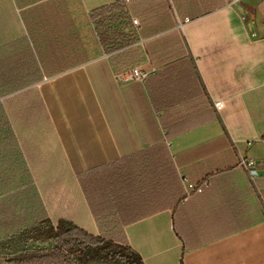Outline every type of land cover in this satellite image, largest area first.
Here are the masks:
<instances>
[{
    "label": "crops",
    "instance_id": "obj_1",
    "mask_svg": "<svg viewBox=\"0 0 264 264\" xmlns=\"http://www.w3.org/2000/svg\"><path fill=\"white\" fill-rule=\"evenodd\" d=\"M117 5L129 48L93 15ZM132 67L155 72L122 85ZM143 153L158 201L124 232L144 264H264V166L238 167L264 164V0H0L1 200L99 234L89 184Z\"/></svg>",
    "mask_w": 264,
    "mask_h": 264
},
{
    "label": "trees",
    "instance_id": "obj_2",
    "mask_svg": "<svg viewBox=\"0 0 264 264\" xmlns=\"http://www.w3.org/2000/svg\"><path fill=\"white\" fill-rule=\"evenodd\" d=\"M116 13L120 14L119 18ZM93 15L103 23V33L118 49L129 48L135 43L132 34H125L121 29L113 32L108 29L113 21L128 27V17L120 5L101 8ZM140 157L139 168L129 172L127 161H123L112 173L89 184L87 193L94 217L101 226L99 234L65 219L53 224L39 198L38 212L35 209L31 211L30 191L14 192L3 200L0 198V243L34 227L39 238L54 244L51 248L7 264H119L120 261L144 264L142 257L130 247L124 227L148 216L139 213V210L144 204L153 207L157 203L154 193L159 187L160 175L150 164L153 159L150 154L143 153Z\"/></svg>",
    "mask_w": 264,
    "mask_h": 264
},
{
    "label": "built area",
    "instance_id": "obj_3",
    "mask_svg": "<svg viewBox=\"0 0 264 264\" xmlns=\"http://www.w3.org/2000/svg\"><path fill=\"white\" fill-rule=\"evenodd\" d=\"M127 3V1H126ZM131 28H127L126 32L137 37L140 32V23L137 19H131ZM143 44L142 41H139L136 45ZM155 72L154 69L146 70L143 67H135L130 70L125 71L123 74L118 76V80L122 85H127L131 83L145 84L148 77ZM264 164L257 162L252 159L240 158L238 167L249 174L252 178H258L261 175ZM183 185L185 188L186 196L189 198L194 193H202L203 186L195 185L191 183L188 179L183 178Z\"/></svg>",
    "mask_w": 264,
    "mask_h": 264
},
{
    "label": "rangeland",
    "instance_id": "obj_4",
    "mask_svg": "<svg viewBox=\"0 0 264 264\" xmlns=\"http://www.w3.org/2000/svg\"><path fill=\"white\" fill-rule=\"evenodd\" d=\"M54 244L38 237L37 230L23 232L10 240L0 243V264H7L33 255L42 249L51 248ZM119 264H125L120 261Z\"/></svg>",
    "mask_w": 264,
    "mask_h": 264
}]
</instances>
